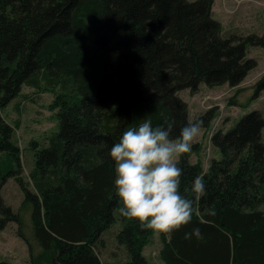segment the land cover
I'll return each instance as SVG.
<instances>
[{
  "label": "trees",
  "instance_id": "obj_1",
  "mask_svg": "<svg viewBox=\"0 0 264 264\" xmlns=\"http://www.w3.org/2000/svg\"><path fill=\"white\" fill-rule=\"evenodd\" d=\"M213 0H0V185L13 179L23 193L20 211L29 209L30 264H101L100 236L122 207L116 193L115 163L109 153L129 128L151 119L153 127L174 121L172 139L189 123L181 90L237 86L255 67L244 57L261 38L220 36L212 19ZM58 85L51 110L58 129L47 146L33 148L22 181L21 150L1 117L23 86ZM264 92V75L255 84ZM212 110L195 117L208 126ZM264 122L244 115L209 142L220 153L203 172L187 153L181 195L193 201L192 221L161 234L162 264H264ZM203 176L205 195L191 191ZM210 209L215 215H208ZM115 235L126 251L122 264H148L142 249L151 230L122 217ZM19 213L0 204V231ZM199 228L202 239L194 235ZM21 235V234H20ZM0 264H9L0 260Z\"/></svg>",
  "mask_w": 264,
  "mask_h": 264
},
{
  "label": "rangeland",
  "instance_id": "obj_2",
  "mask_svg": "<svg viewBox=\"0 0 264 264\" xmlns=\"http://www.w3.org/2000/svg\"><path fill=\"white\" fill-rule=\"evenodd\" d=\"M189 1V0H188ZM193 1V0H190ZM212 19L221 26L223 39L231 36L245 38L255 35L261 38L264 33V0H213ZM244 57L254 60L255 67L247 73L237 86L227 84L209 88L201 85L193 93L181 90L177 96L185 103L187 119L212 110L211 120L202 128L201 135L192 144L187 153L190 164L199 163L203 172L208 169L210 160H218L220 153L211 146L209 137L218 129L227 132L242 116L257 112L264 122V92L255 93V84L264 75V46H247ZM59 93L58 85L50 88L45 83L39 89L23 86L20 94L1 111V117L13 128L14 140L21 150L22 181L30 191L29 174L34 167L33 148L47 146V139L57 131L56 110L50 105ZM264 144V127L260 132ZM23 193L13 179L0 185V204L19 213L20 224L10 222L0 231V260L9 264H30L29 245L36 256L39 248L35 245L30 231L29 209L20 211ZM115 222L106 228L100 236V245L96 249L101 264H122L127 260L126 251L119 246L115 235L121 229L118 211L113 213ZM21 234V235H20ZM142 249V256L148 264H162L158 258L161 242L153 233Z\"/></svg>",
  "mask_w": 264,
  "mask_h": 264
},
{
  "label": "clouds",
  "instance_id": "obj_3",
  "mask_svg": "<svg viewBox=\"0 0 264 264\" xmlns=\"http://www.w3.org/2000/svg\"><path fill=\"white\" fill-rule=\"evenodd\" d=\"M203 121L196 119L180 129L179 136L170 138L174 121L153 127L144 119L137 127L126 130L110 150L115 163L114 185L122 207V217L138 222L141 230H151L169 240L172 234L188 225L193 217V201L181 195L183 170L177 165L182 155L191 151L201 135ZM191 191L199 199L205 195L203 176L195 177ZM215 215V210L207 213ZM202 239L199 228L186 233V238Z\"/></svg>",
  "mask_w": 264,
  "mask_h": 264
}]
</instances>
